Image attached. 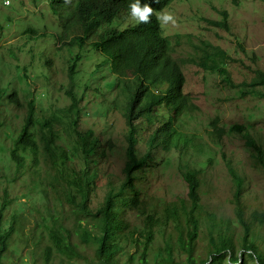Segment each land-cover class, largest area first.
<instances>
[{
    "label": "rangeland",
    "instance_id": "1",
    "mask_svg": "<svg viewBox=\"0 0 264 264\" xmlns=\"http://www.w3.org/2000/svg\"><path fill=\"white\" fill-rule=\"evenodd\" d=\"M163 10L177 18L175 26L160 29L185 75L184 94L192 108L176 127L189 142L181 153H150L149 132L139 122L137 156L145 157L146 164L133 176L140 203L126 213L131 242L122 244L125 254L119 258L134 255L138 264L152 228L150 264L169 243L176 261H187L179 237L190 232L183 206L192 205L186 176L194 175L200 182L197 262L211 258V238L225 237L236 247L223 253L220 264H259L242 248L245 233L235 197L240 188L250 241L264 258V224L253 219L256 213L264 215V159L256 150L264 155V86L253 85L257 73H264V0H173ZM134 23L129 14H121L69 47L58 40L62 26L49 0H11L8 5L0 0V204L6 191L4 227L13 228L2 264L94 260V237L102 227L98 212L109 190L118 191L126 181L128 132L119 78L94 43L108 27L125 29ZM70 79L78 101L74 114L68 110ZM12 94L17 104L9 100ZM30 106L36 149L25 152L17 170L10 151ZM158 114L169 119L164 110ZM84 171L97 174V189L89 199L75 181ZM173 211L177 216L167 217Z\"/></svg>",
    "mask_w": 264,
    "mask_h": 264
},
{
    "label": "trees",
    "instance_id": "2",
    "mask_svg": "<svg viewBox=\"0 0 264 264\" xmlns=\"http://www.w3.org/2000/svg\"><path fill=\"white\" fill-rule=\"evenodd\" d=\"M131 2L133 0H70L69 3H66L65 0H49L50 8L62 26L58 40L70 47L74 41L81 40L80 37L87 35L90 31L103 25H110L121 14H129ZM140 2L141 5L147 3L155 11H161L173 0H159V2L157 0H140ZM220 26L227 27L226 23ZM68 33L73 35L70 37ZM94 46L110 61L112 72L119 78V95L123 99L122 113L128 127L125 136L127 162L124 169L125 183L118 191L116 187L109 190L108 198L98 212L102 220L101 234L94 237L96 245L94 260L86 259V262L87 264H134V255L127 257V261L121 260L119 256L125 254V246L122 244L131 242L130 237L126 235L129 228L126 213L134 207L137 208L140 203L139 193L134 189L133 176L141 171L146 164L145 157L139 159L137 156L139 122L145 123L146 130L149 132L147 144L150 153L157 149L169 152L174 149L180 150L181 153L186 149L189 140L180 133L176 123L191 110V99L184 94L185 75L181 64L172 57L170 42L162 36L155 15L152 16L151 22L148 24L135 22L125 29L108 27L101 34L99 40L94 43ZM72 72L71 70V74ZM256 77L253 85L255 87L264 86V73L258 72ZM70 83V90L67 91L71 101L68 110L74 114L78 111V101L71 91L73 86L71 79ZM160 85H163L164 88L161 91L155 90ZM9 100L17 104L15 94L10 95ZM160 110H164L169 115L167 121L160 118L158 114ZM32 111V106H30L26 121L10 151V157L15 162L17 170L24 164L25 152L30 150L33 152L36 149V143L29 131L32 124ZM79 141H82L84 145L86 139L80 137ZM251 145L255 146L254 143ZM22 147H25V151H20ZM256 150L259 160L263 163L262 150L260 148H256ZM233 175L235 176V174ZM186 178L192 205L188 209L187 206H183V212L188 218L190 232L181 234L179 243L182 249L187 252V261L177 262L173 252L174 247L169 243L163 250L164 254L160 255L161 258L155 264H220L223 253H233L236 246L232 238L220 237L217 242L211 238L214 247L211 258L201 263L197 262L194 253L196 241L199 238V222L195 217V210L200 202L198 192L200 182L194 175H187ZM75 181L84 199H89L97 189V174L94 172L84 171L76 177ZM240 190L238 188L235 205L238 223L245 233L242 248L249 252L250 256L255 258L259 264H264L263 256L258 253L257 247L250 241L251 226L245 218V208L240 198ZM7 198L8 194L4 191L0 204V264H2L13 231L12 226L4 227L3 217L8 205ZM177 214V211L169 212L167 217L177 216ZM253 219L264 224V215L256 213ZM148 220L156 223L151 217H148ZM154 239V230L149 228L143 242L144 250L138 258V264H150L147 249ZM65 247L68 246L65 244Z\"/></svg>",
    "mask_w": 264,
    "mask_h": 264
},
{
    "label": "clouds",
    "instance_id": "3",
    "mask_svg": "<svg viewBox=\"0 0 264 264\" xmlns=\"http://www.w3.org/2000/svg\"><path fill=\"white\" fill-rule=\"evenodd\" d=\"M10 2L11 0H4L5 5L10 4ZM65 2L69 3L70 0H65ZM157 2H159V0H157ZM129 15L130 19L137 24H148L151 22L152 16L155 15L162 29L168 25L175 26L177 24V18L172 12L163 9L161 11H155L147 3L141 5L140 0H133V2L129 4Z\"/></svg>",
    "mask_w": 264,
    "mask_h": 264
}]
</instances>
